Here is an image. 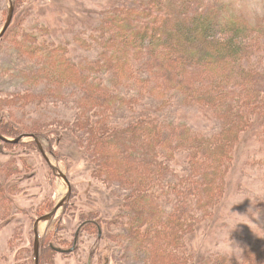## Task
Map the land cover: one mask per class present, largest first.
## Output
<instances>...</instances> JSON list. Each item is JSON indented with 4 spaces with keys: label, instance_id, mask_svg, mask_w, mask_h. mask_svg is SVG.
<instances>
[{
    "label": "trees",
    "instance_id": "1",
    "mask_svg": "<svg viewBox=\"0 0 264 264\" xmlns=\"http://www.w3.org/2000/svg\"><path fill=\"white\" fill-rule=\"evenodd\" d=\"M92 10L86 11L90 17L95 13ZM102 13L105 18L93 30V37L101 34L108 40L102 57L89 63L92 72L84 79L90 86V101L80 107L82 114L72 121H60L62 128L46 130L44 126L23 127L18 124L20 114L0 108V131L16 138L31 133L52 140L62 132L84 131L89 136L87 146L101 152L104 170L116 174L117 169L120 173L116 175L127 181L137 172L145 179L139 183L143 186H138L137 198L127 199L123 207L132 216L128 222L133 239L144 247H155V264H184L181 253L190 254L193 234L206 222L213 225L217 221L243 143L254 131L256 150L264 156V12L250 16L235 0H127L122 6L108 1ZM44 28L31 33L41 43L51 33L49 27ZM93 42L86 41L91 46ZM104 74L131 89L147 81L151 99L161 100L160 108L142 107L137 114H120L121 106L116 107L115 101L120 100L122 109L134 110L138 96L113 90ZM145 75L150 77L145 80ZM179 95L190 108L213 109L222 121L221 129L213 133L198 130L181 117L167 122L161 112ZM21 96L48 104L43 96ZM107 113L112 116L105 117ZM7 143L31 145L30 153L47 160L37 139ZM263 156L252 157L246 168L253 170L250 167L258 163L264 166ZM169 172L178 182L174 179L166 186L162 178ZM29 173L16 172L15 180L1 183L0 191L18 199L20 185L34 180L35 176L28 179ZM174 196L186 206L178 221H170L167 231L168 199ZM257 206L262 209L264 201ZM162 234L167 237L163 239ZM259 247L249 248L247 261L230 260L259 264ZM219 261L227 263L228 258L221 256Z\"/></svg>",
    "mask_w": 264,
    "mask_h": 264
},
{
    "label": "rangeland",
    "instance_id": "2",
    "mask_svg": "<svg viewBox=\"0 0 264 264\" xmlns=\"http://www.w3.org/2000/svg\"><path fill=\"white\" fill-rule=\"evenodd\" d=\"M16 1H20V8L14 24L0 40V108L20 114L18 124L26 128H62L64 123L60 121H72L78 113L82 114L80 107L90 101L87 97L90 86L84 78L92 72L89 63L102 57L108 40L101 34L99 38L93 37V30H98L105 18L104 5L109 1L122 6L127 0ZM235 1L250 16L264 12V0ZM12 6V0H0V34L9 22ZM87 9L95 13L90 17ZM44 26L51 33L47 42L41 43L31 33L45 29ZM87 39H92L94 44H87ZM102 77L113 90L125 95L132 91L138 96L134 110L122 109L120 100L115 101L116 107L121 106L120 114H137L143 111L142 107L153 111L160 108L161 100L151 99L147 81L131 89L114 78H106L105 74ZM149 77L145 75L144 79ZM22 94L43 96L48 104L33 103L29 98H22ZM201 108H190L179 95L161 115L169 123L181 117L198 130L219 131L222 121L216 112ZM255 135L256 131L243 143L239 165L231 176L217 221L213 225L206 222L193 234L188 245L190 254L181 253L184 264H236L231 258L244 262L254 245L261 246L260 253L257 252L260 257L256 259L264 264V206L262 209L257 206L264 201V166L258 163L255 167L248 166L253 170L246 168L252 157L263 156L256 150L259 146ZM43 138L55 165L70 176L74 194L69 206H64L56 218L40 226L42 264H109L110 260V264H155V247H144L133 239L128 222L132 216L123 210L127 199L137 198L138 186H143L139 183L145 181L140 177L142 173L137 172L133 180L127 181L116 175L120 173L117 169L116 174L104 170L101 152L87 146L89 136L84 131L62 132L54 140ZM34 139L27 137L24 141L29 143ZM30 149L28 144L10 145L0 140V185L14 181L15 173L21 170L30 171L28 179L35 176L34 180L20 185L18 199L0 191V264H38L37 222L56 210L71 192L70 182L51 166L48 158L37 152L30 153ZM174 179L178 182V177L169 172L162 181L168 186ZM7 184L6 189L11 191ZM154 201L150 200V204L154 205ZM185 206V201L177 196L168 199L167 231H170V221H178ZM189 209H193V203ZM89 221L95 223L88 224ZM83 224L88 225L83 227ZM161 237L164 239L167 235ZM221 256L228 258L227 263L219 261Z\"/></svg>",
    "mask_w": 264,
    "mask_h": 264
},
{
    "label": "water",
    "instance_id": "3",
    "mask_svg": "<svg viewBox=\"0 0 264 264\" xmlns=\"http://www.w3.org/2000/svg\"><path fill=\"white\" fill-rule=\"evenodd\" d=\"M13 6H12V10H11V16L9 19V22L7 24V26L5 27V29L2 31V33L0 34V40H2L10 31V29L12 28L14 21L16 19V15H17V3L16 0H12ZM27 137H35V139H37L40 142V145L44 151V153L46 154V157L48 158V160L50 161L51 165L53 166V168L56 171H60V173L70 182L71 185V192L68 195V197L56 208V210H54L53 212L46 214L44 216H42L38 223H37V255H38V264H42V233H41V224L44 221H51L54 218H56L58 216V214L60 213V210L67 204V202L69 201V199L73 196L74 194V185L73 182L70 178V176L61 168L58 167L57 165H55L52 157L50 156V154L48 153L46 144L44 142V140L37 134H25L22 135L21 137L18 138H14V137H10L6 134H4L2 131H0V139L6 141V142H16V143H20L23 140H25ZM64 252H69L66 249H60Z\"/></svg>",
    "mask_w": 264,
    "mask_h": 264
},
{
    "label": "flooded vegetation",
    "instance_id": "4",
    "mask_svg": "<svg viewBox=\"0 0 264 264\" xmlns=\"http://www.w3.org/2000/svg\"><path fill=\"white\" fill-rule=\"evenodd\" d=\"M68 203H69V201L67 202V204H68ZM67 204H66L65 206H67ZM40 218H41V217H40ZM38 221H39V220H38ZM37 223H38V222H37ZM89 223H93V221H92V222L89 221L88 224H89ZM88 224H87V225H88ZM87 225L83 224V227H87ZM83 227H82V228H83ZM36 230H37V226H36ZM80 235H81V232H80ZM54 247H56V245H54ZM42 248H43V241H42ZM60 251L64 253V251H62V250H60ZM67 253H69V252H67ZM37 256H38V255H37ZM42 256H43V254H42ZM110 262H111V260H110ZM110 262H109V264H110Z\"/></svg>",
    "mask_w": 264,
    "mask_h": 264
}]
</instances>
